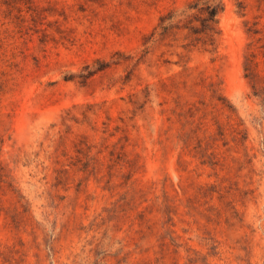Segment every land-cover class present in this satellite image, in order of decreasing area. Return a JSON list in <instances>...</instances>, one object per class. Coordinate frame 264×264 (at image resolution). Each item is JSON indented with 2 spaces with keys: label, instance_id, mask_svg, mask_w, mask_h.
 <instances>
[{
  "label": "rangeland",
  "instance_id": "1",
  "mask_svg": "<svg viewBox=\"0 0 264 264\" xmlns=\"http://www.w3.org/2000/svg\"><path fill=\"white\" fill-rule=\"evenodd\" d=\"M0 264H264V0H0Z\"/></svg>",
  "mask_w": 264,
  "mask_h": 264
},
{
  "label": "trees",
  "instance_id": "2",
  "mask_svg": "<svg viewBox=\"0 0 264 264\" xmlns=\"http://www.w3.org/2000/svg\"><path fill=\"white\" fill-rule=\"evenodd\" d=\"M218 11L213 8H208L206 11V17L203 20L202 25L206 26L207 29L213 30L214 32V27L217 24L215 17L217 16Z\"/></svg>",
  "mask_w": 264,
  "mask_h": 264
}]
</instances>
